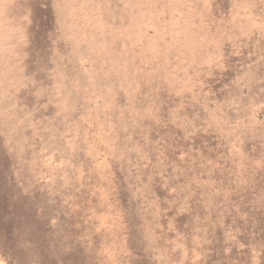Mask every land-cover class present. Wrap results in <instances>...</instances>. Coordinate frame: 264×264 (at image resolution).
<instances>
[{"label":"rangeland","instance_id":"rangeland-1","mask_svg":"<svg viewBox=\"0 0 264 264\" xmlns=\"http://www.w3.org/2000/svg\"><path fill=\"white\" fill-rule=\"evenodd\" d=\"M0 264H264V0H0Z\"/></svg>","mask_w":264,"mask_h":264}]
</instances>
